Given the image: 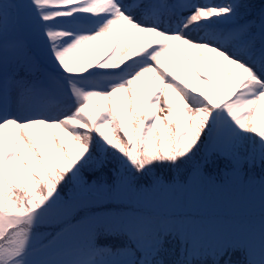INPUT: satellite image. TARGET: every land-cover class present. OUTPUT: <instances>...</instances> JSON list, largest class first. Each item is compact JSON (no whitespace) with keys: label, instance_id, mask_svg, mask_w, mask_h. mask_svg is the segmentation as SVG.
<instances>
[{"label":"snow or ice","instance_id":"6c2138e0","mask_svg":"<svg viewBox=\"0 0 264 264\" xmlns=\"http://www.w3.org/2000/svg\"><path fill=\"white\" fill-rule=\"evenodd\" d=\"M173 45L206 90L165 67ZM146 74L159 82L147 95ZM262 106L264 6L0 0V264H163L164 238L196 225L141 206L195 196L210 166L264 190ZM184 245L176 264H206L209 248L212 264H264V220L258 241Z\"/></svg>","mask_w":264,"mask_h":264},{"label":"rangeland","instance_id":"374dc122","mask_svg":"<svg viewBox=\"0 0 264 264\" xmlns=\"http://www.w3.org/2000/svg\"><path fill=\"white\" fill-rule=\"evenodd\" d=\"M144 39L150 40L152 38L146 37ZM142 42L143 41H139L138 43ZM175 52L176 48L175 45H173L171 53H168L161 58L165 67H168L171 71H175L176 75H179L181 78L186 79L187 77L188 81L185 80V83L192 86H198L200 89L206 90L207 85H205L202 81L195 80V78L191 75L190 70L187 69L186 63H184V66L181 67L176 60L172 59L171 54ZM189 55L192 56L197 68L200 69L202 73L207 75V73L204 72L200 60L191 49H189ZM158 87L159 82H152L150 74H146L142 78L141 89L146 95ZM100 103L103 105L106 102L101 101ZM262 112H264V106H262L256 113L258 126ZM60 135H64V133L61 132ZM212 180L213 183L203 186L206 188L207 186L209 187L208 192L205 189H201V187L195 196L184 197L175 204L168 206L161 204L160 206H156L155 203H149L142 205L141 210L145 213L158 214V218L162 221L172 220L171 217L174 216L175 218H178V216L189 217H182L179 220L192 222L196 225L194 229L188 228L183 234L184 237L188 235L191 236L188 237L190 242L193 239L198 241L199 233H201L200 231H202V228L206 229L208 234L203 233L205 234V237L202 236L199 240H201L202 243L205 241L207 245H210L216 237L225 234L240 238L251 235L258 241L261 222L264 220V190L261 189L259 183L248 184L245 181L246 179H244L245 183L242 184L233 183L228 177L224 179V182L214 180L213 178ZM242 189H244L245 195L239 194ZM131 207L135 208L134 211L138 210L135 205ZM131 207L127 210L133 211ZM207 216L211 219L204 218ZM179 220L175 221L180 222Z\"/></svg>","mask_w":264,"mask_h":264},{"label":"trees","instance_id":"16d2710c","mask_svg":"<svg viewBox=\"0 0 264 264\" xmlns=\"http://www.w3.org/2000/svg\"><path fill=\"white\" fill-rule=\"evenodd\" d=\"M242 2L251 4L252 8H255V7H261L264 3V0H242ZM61 137L63 138V136ZM70 149L74 153L75 145L70 144ZM53 151H55V148ZM158 174H161V173H159L158 171ZM205 174L210 175L214 180L221 181V182H224L225 181L224 179L226 178L223 172H220L216 168L211 167V166L205 168ZM162 175L166 182H171L174 179L177 183L185 184V182L187 181V178H186L187 175L184 172L173 173L170 171H166ZM242 183L243 182H241V184ZM201 189H205L207 192L209 191L208 186L207 188L202 187ZM244 193L245 191L244 189H242V191L239 194L245 195ZM164 240L165 242L163 244L161 251L155 257L156 260L162 261L163 264H176V261L184 258L182 246H181L178 235L173 234V235L166 236ZM232 259L233 261H238V262H243L245 260L241 251L235 252L232 255ZM206 264H212V257L209 254L206 257Z\"/></svg>","mask_w":264,"mask_h":264}]
</instances>
